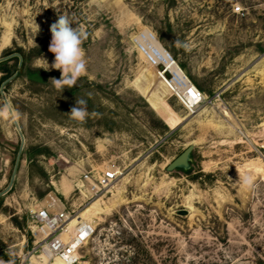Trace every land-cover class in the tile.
<instances>
[{"label":"rangeland","instance_id":"374dc122","mask_svg":"<svg viewBox=\"0 0 264 264\" xmlns=\"http://www.w3.org/2000/svg\"><path fill=\"white\" fill-rule=\"evenodd\" d=\"M59 14L86 33L87 71L63 92L50 81L61 72L41 68ZM158 64L205 102L188 110ZM81 98L84 122L68 115ZM189 146L190 167L168 171ZM112 166L111 190L79 191ZM3 191L0 259L12 264L30 263L31 210L56 191L96 225L80 264H264V0H0Z\"/></svg>","mask_w":264,"mask_h":264},{"label":"built area","instance_id":"2783aa9c","mask_svg":"<svg viewBox=\"0 0 264 264\" xmlns=\"http://www.w3.org/2000/svg\"><path fill=\"white\" fill-rule=\"evenodd\" d=\"M236 12L241 7L234 9ZM162 70L164 79L168 82L173 93L185 105L192 110L206 100V93L198 88L194 82L185 77L182 80H174V75L163 64H158ZM87 179L88 175L83 174ZM118 179L115 166L105 168L96 179L95 194L109 191ZM76 215L69 210L61 197L56 194V199H48L43 205L31 210L33 222L32 233L35 238L34 261L29 264H80L81 251L86 247L95 234L96 225L90 220L78 222L71 226V219Z\"/></svg>","mask_w":264,"mask_h":264},{"label":"clouds","instance_id":"9594fccd","mask_svg":"<svg viewBox=\"0 0 264 264\" xmlns=\"http://www.w3.org/2000/svg\"><path fill=\"white\" fill-rule=\"evenodd\" d=\"M73 20L67 14H59L58 19L50 26L51 41L49 51L54 54V60L49 65L46 59H42V66L45 71L59 70L61 76L59 79L52 78L50 81L53 86L63 92L65 88H72L76 85L77 80L85 75L87 71V62L85 59V50L83 42L86 39V33L72 25ZM37 31L39 27L37 25ZM177 46L181 42L176 41ZM70 119L84 122L89 113L87 110V101L83 98L76 99L75 106L68 113ZM239 182L245 188L254 187V179L251 175L245 174L239 177ZM10 257H15L16 252L12 249L7 253ZM0 264H12L11 261L0 259Z\"/></svg>","mask_w":264,"mask_h":264},{"label":"water","instance_id":"95a60500","mask_svg":"<svg viewBox=\"0 0 264 264\" xmlns=\"http://www.w3.org/2000/svg\"><path fill=\"white\" fill-rule=\"evenodd\" d=\"M15 71L14 69L11 71V73L13 74ZM1 96H2V99H3V102L7 108V111L8 113L10 114L14 124H15V127L17 129V131L19 132V135L21 137V143H20V147H19V157H20V154H21V151L23 149V146L25 144V137H24V134L22 132V129L18 123V120L16 118V115L14 113V110L12 108V106L10 105V102L5 94V92L3 91V88L1 87ZM192 146H189L187 147L180 155H178L173 161H171L168 165H167V170L168 171H172V170H175L177 168H180V169H188L190 167V160H191V153H192ZM19 157L16 161V164H15V167H14V170H13V173H12V176H11V180H10V184L8 185L7 189L5 191H7L13 181H14V178H15V175H16V170H17V165H18V161H19ZM1 192L0 193V196L5 192ZM178 214H181V215H186L188 214V210L186 209H181V210H178L177 211Z\"/></svg>","mask_w":264,"mask_h":264},{"label":"bare ground","instance_id":"6f19581e","mask_svg":"<svg viewBox=\"0 0 264 264\" xmlns=\"http://www.w3.org/2000/svg\"><path fill=\"white\" fill-rule=\"evenodd\" d=\"M159 68V67H158ZM160 69V68H159ZM161 70V69H160ZM164 82H165V84L170 88V86H169V84H168V82H166V80L163 78L164 77V75H163V72H162V74H160V76H159ZM171 89V88H170ZM192 112L194 111V109H192L191 110ZM117 172H118V170H117ZM98 176V175H97ZM87 183L86 184H83V187H82V190H80L79 189V191L82 193V191L86 194V197H88V198H94V197H97V194H95V190L97 189V187H96V183H95V179H92V178H90V177H87ZM117 181H118V179H117ZM117 181H116V183H117ZM115 183V184H116ZM114 187V186H113ZM112 187V188H113ZM87 189V190H86ZM56 193L57 194H59L61 197H62V195L60 194V193H58L57 191L55 192V193H50L48 196H47V200L48 199H51V198H54V199H56ZM46 200V201H47ZM45 201V202H46ZM61 201H62V199H61ZM62 203H64L63 201H62ZM44 204V203H43ZM42 204V205H43ZM41 206V205H40ZM74 212V211H73ZM87 216L85 215V214H78L77 215V213H76V215L71 219V226H74V225H76L78 222H80V221H84V220H90V219H88V218H86ZM91 221V220H90ZM36 257H35V255L33 254L31 257H30V261H34V259H35ZM59 264H62V263H59Z\"/></svg>","mask_w":264,"mask_h":264},{"label":"trees","instance_id":"16d2710c","mask_svg":"<svg viewBox=\"0 0 264 264\" xmlns=\"http://www.w3.org/2000/svg\"><path fill=\"white\" fill-rule=\"evenodd\" d=\"M8 71L10 72V69H9V68H8V69H6V72H8Z\"/></svg>","mask_w":264,"mask_h":264}]
</instances>
